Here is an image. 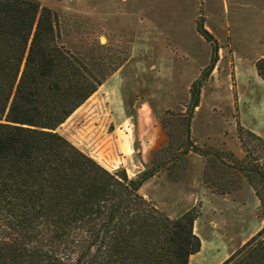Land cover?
Here are the masks:
<instances>
[{
    "label": "trees",
    "instance_id": "16d2710c",
    "mask_svg": "<svg viewBox=\"0 0 264 264\" xmlns=\"http://www.w3.org/2000/svg\"><path fill=\"white\" fill-rule=\"evenodd\" d=\"M203 22L197 31L210 41ZM58 26L56 12L39 0H0V264H188L201 247L193 231L199 211L172 218L140 187L161 171L184 181L189 152L204 157L201 181L212 191L231 192L243 172L260 200L263 226L221 264H264V163L200 147L191 137L193 110L217 57L192 82L189 111L161 118L166 143L130 177L57 131L106 77L103 52L71 51ZM255 68L264 80V56Z\"/></svg>",
    "mask_w": 264,
    "mask_h": 264
},
{
    "label": "rangeland",
    "instance_id": "374dc122",
    "mask_svg": "<svg viewBox=\"0 0 264 264\" xmlns=\"http://www.w3.org/2000/svg\"><path fill=\"white\" fill-rule=\"evenodd\" d=\"M39 1L56 12L71 51L105 56L102 84L57 128L80 150L111 171L127 167L121 145L129 122L137 137L138 109L153 107L161 118L188 112L190 86L215 55V71L203 81L193 110L191 137L200 147L264 163V115L255 108L264 104V82L255 68L264 56V0ZM200 18L211 30L210 41L197 31ZM235 180L227 194L202 181L191 188L198 194L193 231L201 247L188 264H221L263 226L255 188L243 172Z\"/></svg>",
    "mask_w": 264,
    "mask_h": 264
},
{
    "label": "crops",
    "instance_id": "0c3cea01",
    "mask_svg": "<svg viewBox=\"0 0 264 264\" xmlns=\"http://www.w3.org/2000/svg\"><path fill=\"white\" fill-rule=\"evenodd\" d=\"M207 30L211 32L209 27ZM259 98L264 101V91ZM255 108L257 114L264 115V104L262 106L259 104ZM135 125L138 132L137 137H133V128L129 122L130 134H128L129 132L125 134L124 142L121 145L128 160V166L121 168H124L130 177L149 166L153 152L167 141V133L161 123V117L153 107L141 106L135 116ZM209 136L210 134L207 133L206 137ZM132 155H134L135 161ZM188 158L190 162L189 171L184 182L173 183L168 179L166 172L161 171L145 181L140 187L141 194L152 199L158 208L172 218L178 217L194 207L198 199L197 192L191 188H197L201 183L204 159L195 152H189ZM102 166L111 171L106 166ZM119 166L115 165L113 168L116 170Z\"/></svg>",
    "mask_w": 264,
    "mask_h": 264
}]
</instances>
